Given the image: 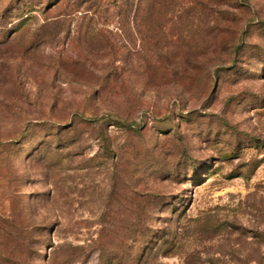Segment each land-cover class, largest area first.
I'll return each mask as SVG.
<instances>
[{"label": "rangeland", "instance_id": "1", "mask_svg": "<svg viewBox=\"0 0 264 264\" xmlns=\"http://www.w3.org/2000/svg\"><path fill=\"white\" fill-rule=\"evenodd\" d=\"M137 3L0 0V264H264V0Z\"/></svg>", "mask_w": 264, "mask_h": 264}, {"label": "trees", "instance_id": "2", "mask_svg": "<svg viewBox=\"0 0 264 264\" xmlns=\"http://www.w3.org/2000/svg\"><path fill=\"white\" fill-rule=\"evenodd\" d=\"M145 2H146V0H145ZM138 4H139V6H138ZM140 4H141V6H142V4H143V0H139V3H137V8L139 9V11L136 13V15H135V21H136V23L140 20V15H139V12H140V10H141V6H140ZM125 5H126V7H128L130 4L128 3V2H126L125 3ZM143 9V8H142ZM142 13H143V11H142Z\"/></svg>", "mask_w": 264, "mask_h": 264}]
</instances>
